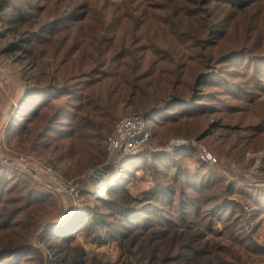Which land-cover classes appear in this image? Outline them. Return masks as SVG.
<instances>
[{
    "label": "rangeland",
    "instance_id": "1",
    "mask_svg": "<svg viewBox=\"0 0 264 264\" xmlns=\"http://www.w3.org/2000/svg\"><path fill=\"white\" fill-rule=\"evenodd\" d=\"M5 2L0 0V243L6 246L26 242L33 249L19 256L16 264H22L25 258H30L27 264H54L50 250L53 244L40 239L43 231L70 223L74 212L82 207H94L91 193L101 194L104 187L110 189L122 176L118 170L120 158L108 160L107 152V139L116 122L131 115L144 120L152 108L160 107L173 96H193L188 84L197 75L162 74L151 68L152 64L140 68L132 64L128 54L132 58L141 55V47L154 39L152 32L139 28L133 32L131 24H124V0H98L89 20H76L73 24L69 23L71 13L84 11L82 0H8L9 6L15 3L30 16L26 29L7 24L10 7L3 10ZM47 23L53 26L52 31L48 28L40 33L42 46L30 55L22 43L31 32L28 27L36 32ZM259 31L264 33V27ZM229 34L234 36L233 32ZM157 43L163 49L168 46L158 40ZM68 50L71 53L64 57ZM103 52L113 56L112 70L101 64L96 72L78 74L82 63L97 59ZM123 63L129 66H117ZM234 70L244 73L247 68ZM231 77L230 83L241 81L248 85L245 93L219 95L220 108L209 115L179 116L182 118L172 123L148 118L150 122L145 125L150 140L141 150L157 155L180 149L196 151V156L178 158L183 169L192 171L200 165L197 160H201V147L206 149L213 158L211 164L204 162L206 170L218 181L212 192L217 196L221 193L220 199L229 203L224 208V219H215L208 228L184 215L183 222L172 219L173 224L167 226L160 220L161 225L144 230L126 231L122 229L124 224L118 222L122 226L114 225L109 233L98 228L90 233L80 231L74 235L72 247L84 251L85 264H148L150 255L166 260L180 255V264H264V79L255 83L250 82V75ZM77 83L83 85L78 87ZM85 85L84 94L93 101L92 106L97 104L107 110L112 123L107 131L103 127L94 130L97 137L103 135L105 160L75 175L72 159L65 163L58 160V141L57 148H47L44 144L50 143L48 138L40 137L58 106L79 103L69 100L66 94L58 98L59 91L64 87L78 91ZM199 90L198 93L206 94L214 87ZM43 97L51 100L47 109L40 111L22 134L12 133L16 115L31 110L29 103H40ZM208 103L214 104L211 100ZM79 114L89 121L95 118L91 104L81 105ZM209 125L212 134L198 140L196 136ZM259 128L263 130L252 132ZM174 139L183 141L181 147L170 146ZM144 159L148 161L144 167L125 176L123 185L130 197L142 199V193L155 184L154 164L151 159ZM4 172L6 182L1 178ZM165 173L170 175L172 171ZM160 179L166 180L164 176ZM11 260L3 259L0 264Z\"/></svg>",
    "mask_w": 264,
    "mask_h": 264
},
{
    "label": "trees",
    "instance_id": "2",
    "mask_svg": "<svg viewBox=\"0 0 264 264\" xmlns=\"http://www.w3.org/2000/svg\"><path fill=\"white\" fill-rule=\"evenodd\" d=\"M82 1L84 11L71 13V19H67L69 23L91 18L94 4L98 0ZM8 4H10L8 0L2 3L3 10L10 7V19L7 24L15 29H26L30 16L15 7V3H11V6ZM123 5L124 24H131L134 28L133 32H138V28L152 32L154 39L148 46L141 47L139 51L141 55L133 54L135 57L132 58L131 54H128L134 66L140 68L152 64L151 68L162 74L168 72L175 75H197L194 82L188 84V91L192 92L193 96L171 97L160 107L152 108L144 117L145 123L149 124L148 118L162 122L169 120L172 123L182 118H178L179 116L186 118L192 115H209L220 108L219 103L222 101L218 98L219 95L228 92L229 95L234 96L235 93L246 92L248 85L241 81L230 83L231 76L250 75V82L255 83L264 79V33L259 31L264 27V0H124ZM36 25L37 23H34L33 26ZM45 25L36 32L32 31V26L28 27L31 32H28L29 36H25L22 43L25 51L26 48L30 50V55L42 46L40 33L46 32L48 28L52 31L51 24ZM232 32L234 36H230L229 33ZM156 37L158 41L167 43L168 46L163 49L158 45ZM70 53V50L66 51L64 57H68ZM106 54L99 53L97 59H90L87 64L82 63L78 67V74L96 72V68L101 64L112 70L114 58ZM152 57L154 61L151 62ZM121 65L129 66L127 63L117 66ZM234 68L238 70L247 68V71L239 73ZM135 70L133 68L132 72L134 73ZM66 71L68 69L63 72ZM77 85L81 87L83 83ZM86 86L88 85L78 91L65 87L62 91L58 90L61 92L58 98L66 94L69 100L79 103L58 106L44 127V135L40 137L48 138L50 143L44 144L47 148H57L55 143L58 141V160L65 163L72 159L75 175H79L86 167L105 160L106 154L101 139L103 135L97 137L94 130L103 127L107 131L112 123L111 114L107 110L97 104L92 106L93 101L84 94ZM203 87H214V90L206 94L198 93L201 90L199 88ZM46 98H40V103H29L25 99L30 104L31 110L20 111L18 116L16 115L12 133L22 134L27 129V125L40 116V111L47 109L51 100ZM208 100L214 104L208 103ZM89 104L92 113L95 111V118L91 121L82 118L79 114L80 106ZM158 104L155 102V105ZM51 121H55L58 128L55 124H51ZM252 130L254 133L263 129ZM212 132L209 125L196 138L204 140ZM195 152L180 149L170 154L157 155L145 154L140 150L133 156L120 158L118 163V170L122 173L120 182L108 189L105 197L95 199L94 207L87 206L76 210L70 223L43 231L40 239L54 246H50L54 264H85L84 251L72 247L74 235L80 231L90 233L98 228L109 233V228L114 225L120 228L121 223L124 224L122 229L126 231L131 228L144 230L161 225L160 220L166 222L167 226L173 224L172 219L183 222L184 215L193 217L196 224L206 228L215 219L223 220L224 208L229 203L220 199L221 193L217 196L212 192L218 181L206 170L207 165L196 159L200 164L198 170L189 171L183 169L182 164L179 163L181 162L178 160L179 157L187 154L195 155ZM144 157L151 159L150 162H153L151 164H154L152 170L155 184L142 193V199L130 197L123 185L127 178L125 176L136 168L144 167L148 162ZM168 170L172 171L170 175L165 173ZM200 170L202 173L199 172ZM5 172L1 174L3 182L7 181ZM163 176L166 178L164 182L160 179ZM12 247L14 248L9 250ZM30 252H33V249L26 242L15 245L10 243L6 246L0 243V261L13 258L7 264H16L19 256ZM180 257V255L175 258L167 257L166 260V258L159 259L157 255H150L147 262L148 264H180ZM28 260L30 258H25L22 264H27ZM138 264L141 262L139 261Z\"/></svg>",
    "mask_w": 264,
    "mask_h": 264
},
{
    "label": "built area",
    "instance_id": "3",
    "mask_svg": "<svg viewBox=\"0 0 264 264\" xmlns=\"http://www.w3.org/2000/svg\"><path fill=\"white\" fill-rule=\"evenodd\" d=\"M150 140V132L147 129L144 120L138 115H131L126 118L119 119L111 134L107 139L108 160H114L117 157L133 156ZM183 142L181 139H174L170 143L171 147H181ZM117 156V157H116ZM200 159L203 162H213V158L209 152L200 149ZM91 198L98 199L91 193Z\"/></svg>",
    "mask_w": 264,
    "mask_h": 264
},
{
    "label": "bare ground",
    "instance_id": "4",
    "mask_svg": "<svg viewBox=\"0 0 264 264\" xmlns=\"http://www.w3.org/2000/svg\"><path fill=\"white\" fill-rule=\"evenodd\" d=\"M107 190H108V188L104 187L103 190L101 191V194H99L98 191H96V194L94 193L93 196H95L97 198H103L104 195L106 194Z\"/></svg>",
    "mask_w": 264,
    "mask_h": 264
},
{
    "label": "water",
    "instance_id": "5",
    "mask_svg": "<svg viewBox=\"0 0 264 264\" xmlns=\"http://www.w3.org/2000/svg\"><path fill=\"white\" fill-rule=\"evenodd\" d=\"M114 160H115V159H114ZM114 160H113V161H114ZM50 186H51V189H53L54 191H55V190H58V188H57L56 186H54V185H50ZM62 195H63V194H62Z\"/></svg>",
    "mask_w": 264,
    "mask_h": 264
}]
</instances>
